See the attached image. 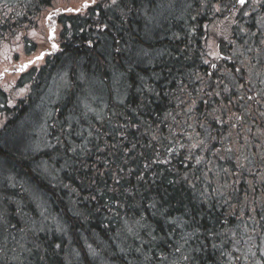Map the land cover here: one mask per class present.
I'll return each mask as SVG.
<instances>
[{
  "label": "trees",
  "instance_id": "obj_1",
  "mask_svg": "<svg viewBox=\"0 0 264 264\" xmlns=\"http://www.w3.org/2000/svg\"><path fill=\"white\" fill-rule=\"evenodd\" d=\"M98 2L24 72L37 10L0 0V264H244L236 243L264 236V0ZM63 67L48 123L31 93L9 104Z\"/></svg>",
  "mask_w": 264,
  "mask_h": 264
},
{
  "label": "rangeland",
  "instance_id": "obj_2",
  "mask_svg": "<svg viewBox=\"0 0 264 264\" xmlns=\"http://www.w3.org/2000/svg\"><path fill=\"white\" fill-rule=\"evenodd\" d=\"M6 3H17L19 2V0H3ZM35 1V0H34ZM33 0H24V3L27 5V7L31 8L30 3H32ZM75 2L77 3V1L75 0ZM258 24L259 27L264 30V14L261 15L258 18ZM257 24V25H258ZM37 34L40 35V37H36L35 35V45L39 46L37 49V52L34 53L32 55V57H35L37 55H39L40 51H42L46 45V36L49 34V30L44 26L40 25V28H38L35 31ZM68 33V32H67ZM66 33V34H67ZM34 36V33H33ZM48 39V37H47ZM21 59L19 64L20 65H24L29 59V56L26 55H21ZM41 67H43L45 65V63H40ZM39 64V65H40ZM22 65V66H23ZM110 68V67H109ZM108 68V69H109ZM69 69V68H68ZM66 69L65 67H63L61 70H58L53 76L52 79L49 81V83L45 84V87L42 88V90H40L39 92H37V90L35 92L32 91L30 92V82L27 81H23L24 85L20 86L16 93H12L9 91V89H7V93L9 94V98L10 101H8V97L7 101L9 102V104L13 107V106H17V100L18 99H26L29 97L30 93L32 98L34 99V101H32L36 106L34 107V109L40 113H42V119L43 122L48 123L52 117L54 116V107L61 103L62 100L64 99L65 95H66V91L68 90V83H69V76H70V71ZM253 72V71H252ZM251 72V73H252ZM255 81L258 75V70H256L255 72ZM7 74V73H6ZM11 76L8 75L7 79L10 78ZM19 79H21L20 77L16 80V79H9V83L10 82H18ZM43 79H46V77L44 76ZM41 80V79H40ZM261 84H262V90L264 92V73L262 74L261 78ZM111 90L112 93H115V99L117 102H122L125 99L126 96V88H127V80H126V76H124V74L122 73V75H115L111 81ZM8 86V85H7ZM108 88V87H107ZM11 93V94H10ZM88 93V91H87ZM30 96V97H31ZM83 100L85 102V106L86 108H88L89 110H91L90 112L93 113L94 115H98L99 112H103L105 109V105L106 103L104 102L105 100H102L100 98H97V102H92L91 104L86 100V94L85 92L83 93ZM92 100L94 98V96L91 97ZM103 98V97H102ZM105 99V98H103ZM105 103V104H104ZM9 105V106H10ZM33 109V113L37 115L36 111ZM35 117V115H34ZM6 120V116L4 117H0V126L4 125V121ZM22 124V123H21ZM30 125L28 124V127ZM45 125V129H46ZM22 128V127H20ZM43 129V125H40L37 127V130H34V127L30 126V130L32 131L30 134H36L38 135V132L41 131ZM41 140H43V142H40L39 145L41 146L42 143L44 144L45 138H41ZM232 144H235V142L233 143L232 140ZM231 144V145H232ZM245 144V143H244ZM43 147V145L41 146V148ZM38 149V148H37ZM235 149L238 150V147H236ZM252 167V166H251ZM264 167V166H263ZM260 236H256V234H253V237H249L247 238L244 242L241 243H236L235 247H234V251L238 254H240V258L241 260L244 262V264H264V236L261 235V240H260V244L257 245L258 243V239ZM250 245V246H249Z\"/></svg>",
  "mask_w": 264,
  "mask_h": 264
},
{
  "label": "flooded vegetation",
  "instance_id": "obj_3",
  "mask_svg": "<svg viewBox=\"0 0 264 264\" xmlns=\"http://www.w3.org/2000/svg\"><path fill=\"white\" fill-rule=\"evenodd\" d=\"M24 2V0H19ZM33 0L31 9H36V22L35 24H40L49 30V34L46 36V45L39 55L33 57L32 61L28 64L36 62V64L45 63L48 56H53L57 52L61 51L60 44L63 43V38L59 32L60 27L64 25L66 27V32L70 31L71 22L68 20L62 21L61 17L71 18L73 15H80L89 9L98 6V0ZM24 6H27L24 3ZM48 37V39H47ZM68 39H66L67 41ZM55 44L54 49L52 45ZM43 56L42 59L38 57Z\"/></svg>",
  "mask_w": 264,
  "mask_h": 264
},
{
  "label": "bare ground",
  "instance_id": "obj_4",
  "mask_svg": "<svg viewBox=\"0 0 264 264\" xmlns=\"http://www.w3.org/2000/svg\"><path fill=\"white\" fill-rule=\"evenodd\" d=\"M167 62L172 64L174 62V59L173 58L172 59H167ZM35 129L37 130V125L34 126V130ZM47 132H48L47 129H42L41 131L38 132V136L45 135V134H47Z\"/></svg>",
  "mask_w": 264,
  "mask_h": 264
},
{
  "label": "snow or ice",
  "instance_id": "obj_5",
  "mask_svg": "<svg viewBox=\"0 0 264 264\" xmlns=\"http://www.w3.org/2000/svg\"><path fill=\"white\" fill-rule=\"evenodd\" d=\"M115 2H116V0H113V3H115ZM240 2L243 4L244 3V0H240ZM52 47L55 49L56 48V45L53 44ZM42 58H43V56L38 57V59H42Z\"/></svg>",
  "mask_w": 264,
  "mask_h": 264
}]
</instances>
